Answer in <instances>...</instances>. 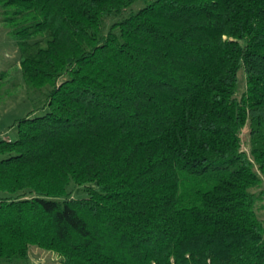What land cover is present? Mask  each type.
Here are the masks:
<instances>
[{
    "label": "trees",
    "instance_id": "16d2710c",
    "mask_svg": "<svg viewBox=\"0 0 264 264\" xmlns=\"http://www.w3.org/2000/svg\"><path fill=\"white\" fill-rule=\"evenodd\" d=\"M0 17L49 90L0 138V264H264V0H0Z\"/></svg>",
    "mask_w": 264,
    "mask_h": 264
},
{
    "label": "rangeland",
    "instance_id": "374dc122",
    "mask_svg": "<svg viewBox=\"0 0 264 264\" xmlns=\"http://www.w3.org/2000/svg\"><path fill=\"white\" fill-rule=\"evenodd\" d=\"M144 7L142 1L134 6V11ZM0 70L7 73L5 82L0 90V138L16 139L17 123L19 120L31 116L41 117L46 114L48 89L38 91L29 88L23 81L20 52L16 42L9 36L0 17ZM242 92L245 89L243 75H241ZM244 149L250 150L249 129L242 135ZM257 193H261L259 190ZM10 197L0 192V201ZM257 214L264 223V195L258 205ZM31 264H63L62 258L55 252L32 248L30 251Z\"/></svg>",
    "mask_w": 264,
    "mask_h": 264
}]
</instances>
